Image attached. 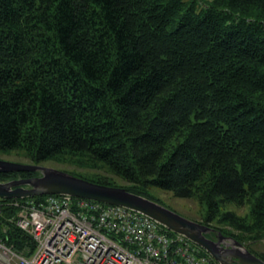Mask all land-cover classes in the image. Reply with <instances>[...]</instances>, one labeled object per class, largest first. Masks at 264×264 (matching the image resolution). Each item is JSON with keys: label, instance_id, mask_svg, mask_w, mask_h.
Wrapping results in <instances>:
<instances>
[{"label": "trees", "instance_id": "16d2710c", "mask_svg": "<svg viewBox=\"0 0 264 264\" xmlns=\"http://www.w3.org/2000/svg\"><path fill=\"white\" fill-rule=\"evenodd\" d=\"M9 154L195 200L193 220L264 259V0H0ZM46 196L0 198V242L31 257L15 202Z\"/></svg>", "mask_w": 264, "mask_h": 264}, {"label": "built area", "instance_id": "2783aa9c", "mask_svg": "<svg viewBox=\"0 0 264 264\" xmlns=\"http://www.w3.org/2000/svg\"><path fill=\"white\" fill-rule=\"evenodd\" d=\"M36 240L31 257L0 242V264H217L200 246L138 211L71 195L15 202Z\"/></svg>", "mask_w": 264, "mask_h": 264}, {"label": "water", "instance_id": "95a60500", "mask_svg": "<svg viewBox=\"0 0 264 264\" xmlns=\"http://www.w3.org/2000/svg\"><path fill=\"white\" fill-rule=\"evenodd\" d=\"M20 171L38 172V174L0 181V198L65 194L119 205L147 215L170 231L185 236L202 247L219 264H264V259L239 241L222 235L213 227L187 218L158 201L133 193L125 187L100 184L48 165L0 158V172ZM211 234H216V238Z\"/></svg>", "mask_w": 264, "mask_h": 264}, {"label": "rangeland", "instance_id": "374dc122", "mask_svg": "<svg viewBox=\"0 0 264 264\" xmlns=\"http://www.w3.org/2000/svg\"><path fill=\"white\" fill-rule=\"evenodd\" d=\"M0 158L17 161V162H26L23 158L16 157L11 154L1 155ZM43 165L50 166L49 164H43ZM51 166L58 169H62V167L58 165H51ZM157 196L161 200V202L164 203V205L170 207L174 211L178 212L179 214L187 218L193 219L195 217H199L200 214L202 213V207L195 200L176 197L171 192H164L161 190L158 191ZM254 247L257 250L264 253V240L262 242L256 243Z\"/></svg>", "mask_w": 264, "mask_h": 264}, {"label": "flooded vegetation", "instance_id": "af4514ba", "mask_svg": "<svg viewBox=\"0 0 264 264\" xmlns=\"http://www.w3.org/2000/svg\"><path fill=\"white\" fill-rule=\"evenodd\" d=\"M211 236H212L213 238H216V234H211Z\"/></svg>", "mask_w": 264, "mask_h": 264}]
</instances>
